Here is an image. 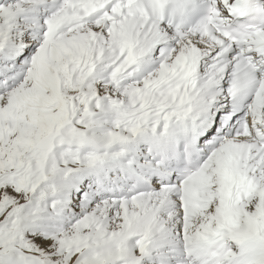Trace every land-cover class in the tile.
<instances>
[{
    "label": "snow or ice",
    "instance_id": "6c2138e0",
    "mask_svg": "<svg viewBox=\"0 0 264 264\" xmlns=\"http://www.w3.org/2000/svg\"><path fill=\"white\" fill-rule=\"evenodd\" d=\"M0 264H264V0H0Z\"/></svg>",
    "mask_w": 264,
    "mask_h": 264
}]
</instances>
